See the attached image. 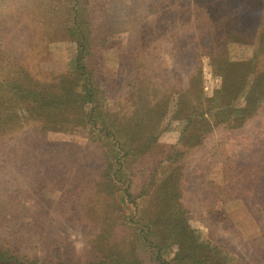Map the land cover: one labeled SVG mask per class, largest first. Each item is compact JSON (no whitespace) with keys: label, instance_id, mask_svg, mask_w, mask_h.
<instances>
[{"label":"rangeland","instance_id":"374dc122","mask_svg":"<svg viewBox=\"0 0 264 264\" xmlns=\"http://www.w3.org/2000/svg\"><path fill=\"white\" fill-rule=\"evenodd\" d=\"M75 4L0 0V260L264 264V182L251 184L254 170L264 178V0ZM14 83L61 97L45 108L60 122L33 119L40 103ZM179 95L184 115L205 121L188 126ZM140 101H161L154 124L145 112L135 121ZM92 107L132 123L109 139L89 119L71 130ZM170 174L176 191L147 201ZM160 212L148 230L139 214ZM180 218L189 234L176 243L163 230Z\"/></svg>","mask_w":264,"mask_h":264},{"label":"trees","instance_id":"16d2710c","mask_svg":"<svg viewBox=\"0 0 264 264\" xmlns=\"http://www.w3.org/2000/svg\"><path fill=\"white\" fill-rule=\"evenodd\" d=\"M75 1L76 0H67V2L69 4L68 5L69 6L68 10L70 12H72V14H74V11H75L74 8L76 7ZM75 20H76L75 17L73 19V15H72L71 23L72 22L75 23L76 22ZM229 24H231V22ZM219 26L222 27V21L219 22ZM16 74H17L18 77H21L19 71L16 72ZM13 88L15 90H17V92H20V91H23V89L26 88V87L24 85H22V84L20 85V84L14 83V85L12 86V89ZM40 92L41 91H37V92L30 91V90L23 91V94H22L23 100L25 99L27 101H34V102H39L40 103L39 107H30V109H27L28 113L33 117V119H37L38 121H42V122L44 121L45 123H47L49 125L58 124L60 122V120L57 119L56 118L57 116L52 114L51 111H49V110H51L52 108L57 107V105H60L62 103L61 97H58V96L53 95L51 93L47 97L46 94H42L41 95ZM68 96H69L68 97V101L73 100V98H72L73 95L69 94ZM195 96H196V94H195ZM74 97H76V96H74ZM178 97H180L181 99L178 98L176 100V112H177V114L184 115L183 109H185L186 106L183 103L182 95H179ZM163 100L164 99L162 98L161 101H163ZM246 102L249 103L248 105L253 106V101H251L249 99V97L246 99ZM138 103H139L140 107L134 109V111L132 112V116L134 117L135 121H141L140 117L145 112V113H149L151 118L154 120L153 121V124H154V122L156 121V117H158V116H157V111L155 109L153 110V107H160V106H162V104H159V103L156 102L155 105H151V102L149 104H147V103L142 102V101H140ZM75 105L76 104H74V102L69 105V107L72 110V112H74V110L76 108ZM228 106H230V103H228V102L222 104V107H228ZM45 108H48L49 110H46ZM230 109H232V108H230ZM101 110H102L101 108L92 107L89 111L86 112L87 114L84 117L81 118L82 121H77V122H74V120H73L74 115H73V113H71L69 115V117H70L69 120L70 121L73 120V122H70V123H72V125H71L72 127L70 129L72 130V128H78V127L84 126L83 122L86 119H89V120H91V123L93 124L94 127H98V128L101 129V130H99L98 133H94V134L95 135L97 134V136L100 139L101 138L109 139V135L112 134V132L114 133L115 130H117L118 128H121L122 125L131 124L132 123V121L129 120L128 118H126V119H128L126 121L124 119H122V118H111L113 116V114H114V116H118L120 114L118 112H112L111 113L109 110H105V113H104ZM224 110H226V109H223L220 112H223ZM231 111L235 112L234 110H231ZM46 112L51 113V114H47V115L53 116L52 120L43 118V115ZM53 113H57V112H53ZM95 113H96V115L94 117L93 114H95ZM47 115H45V116H47ZM104 116L106 117L107 120H105ZM185 116L189 117V120H190V122L188 121L189 122L188 126H190L192 124V121H195V122L198 121V119H194L195 117H199L200 119L205 121V119L203 118V113L194 115V114H191V113L188 112V113H186L184 115V117ZM95 118H96V120H95ZM143 127H144V125H143ZM92 129L94 130L93 127H92ZM156 129L157 128H155V129L151 128L150 132H154V131H156ZM144 131L146 132L145 129H144ZM136 134H139V131ZM191 136H192V134L190 133L189 136H188V139H190ZM147 138H148V136H147L146 133H141L140 138H139L138 141L139 142H147ZM153 138H155V137H153ZM135 141H137V140L135 139ZM254 171H255V174H254L253 178H251V184H252L253 192L255 193V192H257V189H259V186L261 184H263L264 178H263V176L261 177L260 175H258L256 170H254ZM164 183H166L165 195L161 194V196L156 197L155 199H153L151 201L147 198V201L154 202V203H155V201H157L158 203H160L162 201V203H164V201L167 199L166 195L169 194L170 191L171 192L172 191H176L175 188H174V185H176V181H175V178H173V174H170V175L166 176L165 180L162 182V184H164ZM105 185L112 187V186H114V183H113L112 180H108L105 183ZM261 188L262 187H260V189ZM123 191L124 192L122 194H120L121 199H123V198L127 199L129 197V194H130V192L128 191V186ZM145 194H147V192H144V195ZM260 195H261L262 198L264 197V194H260ZM139 196H137V197H139ZM162 215H163V212H160V213H157V214L154 213L153 216H151V215H146L145 216L143 214H139L140 218L144 219L145 222H147V223H145V224L148 225L147 229L149 230L151 228L152 231L154 230V224L157 223V220L162 219ZM171 222L172 223L170 225L168 224V226L165 227V229L163 230V233L166 236V238H169L171 236L172 238H174L173 241L178 243V242H180L182 240L181 239L182 236L186 237L189 234V233H187V230H185V225H186L185 224V220L183 218H180V220H178L177 222H174V221H171ZM204 247H206V246H204ZM199 248H201V247H199ZM103 251H105L104 247H102L100 252H103ZM201 251H203V250H201ZM6 257L8 258V260H11V261H9L10 263H5V261L2 262L1 260H0V263H2V264H42V263H39V262L38 263H34V262L29 263L26 259H21L20 260L17 256L13 257V255L9 256V254L6 255ZM193 259L196 260V262H194L195 264H197V263L201 264V261L199 260L198 257H193ZM43 264H47V263H43Z\"/></svg>","mask_w":264,"mask_h":264}]
</instances>
